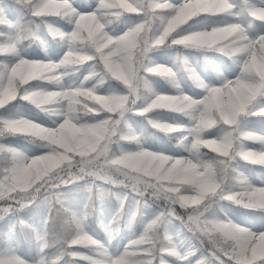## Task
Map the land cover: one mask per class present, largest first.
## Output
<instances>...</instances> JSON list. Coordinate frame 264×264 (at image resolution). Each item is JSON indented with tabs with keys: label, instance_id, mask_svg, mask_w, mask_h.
I'll return each mask as SVG.
<instances>
[{
	"label": "clouds",
	"instance_id": "obj_1",
	"mask_svg": "<svg viewBox=\"0 0 264 264\" xmlns=\"http://www.w3.org/2000/svg\"><path fill=\"white\" fill-rule=\"evenodd\" d=\"M10 4L26 10L24 15L27 17L21 26L12 25L0 15V24L16 29L15 34L0 33L5 37L0 42V54L16 58L11 65L13 73L20 77L18 84L37 78L59 83L62 74H56L57 68L81 65L85 59L93 58L94 48L85 37L92 36L98 24L101 28L111 24L113 18L121 16V8L135 11L127 0H116L115 4H104L101 0L99 17L93 13H79L69 0H0V13H4ZM143 6L147 9L144 30L132 32L130 41L123 42L112 57L122 71L99 75L101 82L114 80L126 91L98 94L95 84L83 87L84 82H81L79 91L27 92L26 98L33 104L59 118L56 126L48 128L28 119L0 125V136L22 134L32 143L37 141L31 138L39 137L45 142L40 146L46 149L43 154L30 159L18 151L17 160L12 155L9 159L7 153L0 156L3 161L0 165V220L11 216L10 228L18 227L24 239L37 250L31 260L13 253L11 259L8 256L0 258V264H60L65 257L68 258L65 264H78L79 260L87 264H108V245L119 234L125 203L131 217L128 226L131 228V220L143 210L144 227L138 236L124 245L120 262L113 261V264H173L165 254L175 261L187 260L198 249L193 247L183 254L178 250L179 246L170 234V228L177 227L173 221L179 222L177 233L186 230L191 234L187 237L190 245L192 241H198L201 248L208 250V254L201 255L194 264H212V258L228 264V259L221 257L237 253L246 256L243 264L264 258V235L253 240L234 226L216 230L211 223L227 220L234 225L231 219L215 217L221 201L233 202L243 208L264 209V188H255L239 168V161L264 164V150L253 151L247 146L246 141L252 137L240 121L222 135L206 136L221 123L214 114L201 113L203 122L197 118L188 130L191 140L188 141V136L176 140V146L186 147L189 155L180 157L178 164L162 168L155 158L156 153L143 147L132 124L124 119L125 112L134 108L136 114L145 116L144 105H156L157 101L165 102L158 105L162 109L184 114L191 112L184 105L168 108L166 102L173 96L156 92L147 80L148 74H155L171 81L175 74L170 67L154 63L148 55L152 47L147 46L149 30L155 36L162 21L170 15L164 11L168 6L147 3ZM154 7L160 9L159 13L150 10ZM225 14L237 19L225 25L221 43L229 50L243 48L249 38L248 29L254 27L256 21L264 23V0L259 4L243 0L239 6L233 3L226 7ZM52 18L71 25V31L60 28ZM193 18V14L176 18L175 27L170 19L156 43L164 45V38L170 31L188 24ZM45 35L59 38L66 44L67 51L59 62L30 60L21 55L23 41L32 38L33 42L43 45ZM105 35L103 30L94 32L99 43L104 42ZM257 54L259 62L255 57L252 61L255 72L248 66L246 52L231 57L240 67L239 76L253 82L251 87L237 93L240 104L254 101L258 94L264 95V45L257 49ZM123 69H130V74ZM38 73L43 75L37 77ZM95 75L92 72L84 81ZM257 75L260 77L258 85ZM193 79L198 85L202 82L195 74ZM4 82L5 77L0 76V86ZM116 97L122 104L115 102L113 98ZM12 100L10 91L0 92V106ZM140 101L143 106L136 108ZM101 114H104L103 118H95ZM224 119L230 123L227 117ZM153 121L149 119L148 123L165 133H176L185 127L181 124L157 126ZM125 142L135 144V148L126 147ZM261 144L264 145V140ZM74 197L79 198L78 210L70 207ZM112 198L118 207L107 226L101 221L107 237L105 242L89 234L85 222ZM29 209L44 212L42 223L30 222L21 215ZM219 210L224 211L223 207ZM77 247L85 250H74Z\"/></svg>",
	"mask_w": 264,
	"mask_h": 264
},
{
	"label": "rangeland",
	"instance_id": "obj_2",
	"mask_svg": "<svg viewBox=\"0 0 264 264\" xmlns=\"http://www.w3.org/2000/svg\"><path fill=\"white\" fill-rule=\"evenodd\" d=\"M75 7L80 11H90L94 9L97 5V0H72ZM173 4L179 3L180 0H171ZM203 0H193V3H201ZM238 6L242 5L243 0H233ZM253 3L259 4L261 0H252ZM24 10L19 5H9V8L0 15L4 16L12 25L24 24L27 17L24 15ZM169 11V10H164ZM55 20L57 25L65 31H71V25L66 23L59 18H52ZM236 17L228 16L227 14H200L198 17L193 18L186 25H181V29L177 28V33L188 34L191 31H202L211 27L225 26L227 23L235 22ZM143 17L135 14H122L119 18H113L112 23L106 25V30L110 35L119 36L124 32L128 31L130 28L135 27L138 23H141ZM2 25V26H1ZM90 26V25H89ZM188 29V32H182V29ZM15 27L9 28L6 24H0V33L15 34ZM260 34H264V23L256 21L255 26L248 29V35L250 38H255ZM4 36H0V42L4 40ZM173 38H178L176 34H173L168 38L164 45L152 47L148 53L149 58L156 64H163L170 67L173 70L174 78L169 81L155 74H148L147 80L150 82V86L155 89L156 92L167 95H180L185 94L194 99H201L205 94V88L198 85L194 79L193 74L197 76L203 84L208 86H220L227 80L234 79L240 71L239 65L231 58L227 57L223 53L221 55L219 51L213 48H201L195 46H185L176 45L171 41ZM44 44L40 50L29 47V43L23 41L20 45L21 55L30 60H42V61H52L59 62L64 53L67 51L66 44L60 41L59 50L52 49L47 41L48 36L43 37ZM218 52H217V51ZM44 52V54H43ZM225 55V56H224ZM15 57L0 54V76L6 78V74L11 64L15 62ZM100 65H96L95 61L85 62L78 65L77 73L78 76L76 80L72 75L68 73L67 68H61L58 70V74L61 75L59 83H48L44 82L43 79H36L29 81L30 85H26V91L32 90H44V91H59L64 88L77 87L80 86L81 82H84V86L92 87L94 84L97 86L96 90L98 94H108L112 90L118 92L126 91L123 85L118 82L105 79L101 82L99 75L91 76L90 80L84 81V77L90 75L92 72L100 73ZM35 83L37 84H34ZM227 99V98H225ZM143 106L142 101L138 102L135 106L136 108ZM47 107V106H44ZM261 107H264V97H258L254 105L249 107V110L242 114L240 117L241 126L247 130L257 132L259 134H264V115H256V113ZM7 109V111H6ZM11 107H7V104L0 107V121L11 120L17 118H24L34 121L44 127H55L59 122V118L53 116L45 111H39L33 114L25 113L26 107L21 103L18 104L17 108L12 111ZM104 114H101L96 119L103 118ZM124 119L128 120L137 134L140 136V143L144 148L150 151H155L163 154L170 155L172 157H186L189 155L187 148L184 146L174 147L172 144L165 142L162 136L159 135L157 131H154L152 125L148 123V120L163 121L170 124H181L184 125L186 131L183 136H188V130L192 127L194 121L190 114L178 113L166 109L153 110L146 116H141L136 114L135 108L132 111L125 112ZM54 121L56 123H54ZM150 125V127L148 125ZM156 129V128H154ZM158 130V129H156ZM227 130V127L222 123L214 126L210 131L206 133V136H219L222 135ZM184 130H182L183 132ZM22 134H6L0 136V147L4 150L0 151V156L7 153L9 159L12 153L7 149H14L27 158H32L37 155L43 154L46 149L40 145L45 143L40 140L39 137H34L33 139L38 140L37 143H27L21 142L20 140H25L20 138ZM22 137H25L24 135ZM182 137V136H181ZM208 138V137H205ZM191 137L188 136V141ZM248 147L253 149L264 148L259 142H246ZM125 146L128 148H135V144L125 142ZM3 161H0V165ZM240 171L243 172L244 177L253 186H264V166L259 164H250L244 161H239ZM2 170V169H0ZM114 190H119L114 188ZM78 197H74L70 203V207L74 210H78L80 205L78 203ZM237 204H233L229 201H221L220 205L217 206V211L215 212V217L219 219H231L234 223L251 229L252 231L259 232L264 230V220L253 217L251 211L245 210V213H241L238 209ZM118 207L117 201L112 198L107 201L97 213L85 222L86 230L89 234L93 235L96 239L101 241L107 240L104 227H102L101 221L107 226V221L111 219L113 213ZM223 207L224 211H220L219 208ZM242 207V206H241ZM243 208V207H242ZM37 209H29L21 215L30 220L33 223H42L44 212L42 211V218L34 221L35 216H38ZM143 210L141 214H138L136 219L131 220V228L128 226L131 219L130 212L128 211V204L125 203L124 208V218L120 221V231L116 235V238L108 245V251L112 254H117L123 251L124 245L127 241L135 236H138L144 227V220L142 218ZM13 218L9 216L6 220H0V258L5 256L11 257L13 253L18 255L24 260H31L37 255V250L34 255H30L28 251V246L22 241L19 228L12 230L10 228V223ZM174 225L178 227L179 222L173 221ZM177 227L170 228V234L173 237V241L179 246L178 250L183 254L186 251L192 250L193 247L198 249L194 251V254L187 260L175 261L174 258L168 257L165 254V258L173 260V264H194L196 259H199L201 255L208 254V251L202 249L196 241H192L189 244L187 237L191 234L186 232V230H181L177 233ZM181 241H184L181 244ZM74 250L84 251L85 249L76 248ZM227 260L226 257H221V259ZM68 258L65 257L64 260L60 261V264H65ZM222 259V260H223ZM78 264H87L86 261L79 260ZM212 264H221L220 260L212 258ZM229 264V261H228Z\"/></svg>",
	"mask_w": 264,
	"mask_h": 264
},
{
	"label": "snow or ice",
	"instance_id": "obj_3",
	"mask_svg": "<svg viewBox=\"0 0 264 264\" xmlns=\"http://www.w3.org/2000/svg\"><path fill=\"white\" fill-rule=\"evenodd\" d=\"M69 3H72V0H69ZM104 4H115L116 0H103ZM127 3L132 6V8L135 9V11H129L126 8L120 9V14H135L140 15L143 17V20L141 23H138L135 27L130 28L128 31L124 32L122 35L119 36H113L110 35L109 32L106 30V26L101 28V26L98 24L97 28L93 29V35L92 36H86L85 41L90 43L94 48V55L92 59H85L83 63L89 62V61H95L96 65H101V71L100 73H96V75L105 74V75H114L122 69L118 67V65L113 61L112 57L115 56L119 50V47L123 42H129L130 41V35L132 32H139L144 30L147 16L146 11L147 9L143 6V3H147L149 5H167V9L170 15L168 17H165V19L162 21L159 30L156 32V35L153 36L151 34V30H149V36L147 39V46L148 47H156L160 46L156 43V40L161 36L163 33V27L168 24V21L171 19L173 21L172 27H175V20L176 18H185L188 14H193L195 17H198L200 14H225V9L228 5L233 4V0H203L201 3H193V0H180L179 3L173 4L171 0H127ZM74 6V5H73ZM100 6H101V0H97V5L94 9L90 11H80L77 7V11L82 14L87 13H93L96 14L97 17H99L100 12ZM75 7V6H74ZM151 11H155L159 13L160 9L158 7H154L150 9ZM213 28L216 29V31H213ZM225 26H216L211 27L202 31H191L188 32V29H182V32H188V34H180L177 33V28L175 31H170L169 34L166 35L164 38V43L168 40L170 36L173 34H176L178 38H173L172 43L176 45H185V46H195V47H201V48H213L215 47L219 52L226 54L228 57H233L236 55H240L242 53H247V60H248V66L251 71L255 72V67L252 64L253 58L255 57L256 61L259 62L260 56L257 54V49L261 47V45H264V34H260L255 38H248V40L245 42V47L243 48H234L229 50L222 41L221 33L224 30ZM178 29H181L178 28ZM103 30L106 35L104 38L103 43H99L95 40L94 32ZM135 53V46L133 45V55ZM12 65L7 71L5 82L2 86H0V92H11L14 99L17 98V96L20 94V89L26 85L29 84V81H33L36 79H32L27 81L26 83L18 84V81L20 79L18 74H14L12 71ZM168 67V66H166ZM59 68L55 70L56 74H58ZM123 71H126L130 74V69H123ZM43 75L42 73H38L37 77ZM39 79V78H37ZM85 80V77H84ZM260 77L257 75L256 77V83L259 84ZM253 84L252 81H248L243 79L239 76V74L231 80H227L220 86H208L206 84H203V82H200V86L205 88L206 94L201 99H194L190 96H187L185 94L180 95H172L173 98L171 100H168L166 102V106L168 108H178L180 105H184L185 108H188L191 110L190 115L192 116L193 121L197 118H201L202 122V116L201 113H207V114H214L215 118L220 121L223 125L227 127L226 131L231 130L239 121L242 114H245L249 107L254 105V103L257 101L258 97H264L262 94H258L254 101H251L250 103L246 104H240L237 100V93L242 92L246 90L247 88L251 87ZM83 87H86L83 85ZM235 89V91H234ZM79 91V86L77 87H69L64 88L59 91H48V92H65V91ZM37 90L32 91H26L25 94L21 97L22 99L29 100L26 98L27 92H34ZM227 98V99H225ZM115 102L122 104V101L119 100L118 97L113 98ZM187 101V102H185ZM161 103H165L162 101H157L156 105H144V115L146 116L148 113H150L153 110L162 109L158 105ZM5 106V105H4ZM3 107V106H0ZM256 115H264V107H261L256 113ZM225 117L228 118L230 123L225 122ZM24 118H17V119H11V120H2L0 121V125H7L13 120H20ZM157 126H162L165 124H170L163 121H153ZM194 126V123L193 125ZM183 129V128H182ZM246 131L251 135V139H249L246 142H259L261 143L262 140H264V134H259L257 132L247 130ZM4 150L3 147H0V151ZM9 152L12 153V157L14 160L19 159L17 155V151L14 149H7ZM264 148L261 149H253V151H262ZM148 152H154L156 153V157L159 160L160 166L162 168L164 167H171L175 164H178L181 162L180 157H172L167 154L150 151ZM21 164L24 163L22 159L19 160ZM259 165L264 166V164L256 163ZM255 188H264V186H255ZM258 210H264L261 208H255ZM264 219V218H262ZM213 225V229L216 230H226L231 227H235L236 229L242 230L243 232H246L250 239L257 240L261 235H264V230L255 232L252 231L249 228H246L244 226H241L237 223L231 224L227 220L223 221H211ZM248 255H250V251L248 252ZM108 257V264H113V261L120 262L121 260V252H118L117 254H112L110 252L107 253ZM230 264H243L244 260L246 259V256L243 253H237L235 255L226 256ZM11 259V257H9ZM258 262H261V264H264V258H261L257 261H253L252 264H258Z\"/></svg>",
	"mask_w": 264,
	"mask_h": 264
},
{
	"label": "trees",
	"instance_id": "obj_4",
	"mask_svg": "<svg viewBox=\"0 0 264 264\" xmlns=\"http://www.w3.org/2000/svg\"><path fill=\"white\" fill-rule=\"evenodd\" d=\"M52 40H56V39H59V38H51ZM26 41V40H25ZM31 42L33 43V45H35V46H37L38 48H40L41 46H40V44L39 43H37V42H33V39L31 40ZM101 66V65H100ZM77 67H78V65H73V66H68L67 67V69H68V72H69V74L70 75H72V77H74L76 80L78 79V76H75V74L77 73V71H78V69H77ZM45 82H49V81H47V80H44ZM31 83H29L28 85H30ZM34 84H37V83H35V81H34ZM25 92H26V88H21L20 89V94L17 96V98L16 99H14V100H12L10 103H8L7 104V107H11L12 109L11 110H15L16 109V107H17V105L19 104V103H22L23 104V106H25L26 107V111L28 112V113H36V112H38V111H40L41 110V108H38L35 104H33L31 101H29V100H25V99H22L21 97L25 94ZM6 111H7V109H6ZM148 125V124H147ZM149 127H150V125H148ZM154 131H157L158 133H159V135L160 136H162V138L165 140V142H167V143H169V144H172L173 146H175V147H177L176 146V140L178 139V138H180L181 136H183V133L186 131V128L184 127L183 129H181L179 132H176V133H165V132H163V131H160V130H156V129H154V128H152ZM182 130H184L183 132H182ZM18 136H20V138H22V139H25V140H20L21 142H27V143H29L30 142V139L29 138H26V137H22L23 135H18ZM31 139H33V138H31ZM37 142H39L38 140H36ZM30 143H32V142H30ZM205 151H207V149H205ZM260 166H262V165H260ZM255 210V209H254ZM39 212H38V216H35V218L33 219L34 221H37V220H39L41 217H42V210H38ZM261 211H263V210H261ZM264 212H261V214H263ZM187 232V231H186ZM19 234H20V237H21V239H22V241L24 242V244H26L27 246H28V251H29V253H30V255H32V254H35V246H34V244H32V243H29L28 241H26L25 239H24V236H23V234L20 232V230H19ZM196 243L199 245V242L198 241H196ZM200 246V245H199ZM202 249H205L206 251H208L207 250V248L206 247H204V248H202ZM223 259V258H222ZM224 260V259H223ZM229 264H230V262H229ZM258 264H261V262H258Z\"/></svg>",
	"mask_w": 264,
	"mask_h": 264
}]
</instances>
